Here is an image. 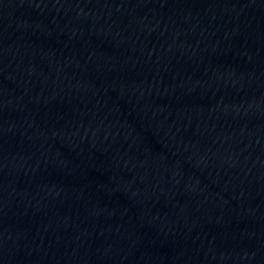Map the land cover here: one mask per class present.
I'll list each match as a JSON object with an SVG mask.
<instances>
[{
    "label": "water",
    "instance_id": "95a60500",
    "mask_svg": "<svg viewBox=\"0 0 264 264\" xmlns=\"http://www.w3.org/2000/svg\"><path fill=\"white\" fill-rule=\"evenodd\" d=\"M0 264H264V0H0Z\"/></svg>",
    "mask_w": 264,
    "mask_h": 264
}]
</instances>
